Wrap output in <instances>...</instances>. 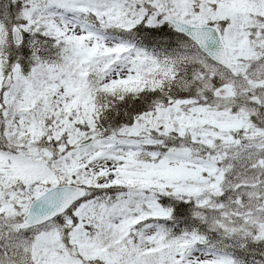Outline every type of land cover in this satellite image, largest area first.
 <instances>
[{"label": "snow or ice", "instance_id": "1", "mask_svg": "<svg viewBox=\"0 0 264 264\" xmlns=\"http://www.w3.org/2000/svg\"><path fill=\"white\" fill-rule=\"evenodd\" d=\"M0 264H264V0H0Z\"/></svg>", "mask_w": 264, "mask_h": 264}]
</instances>
